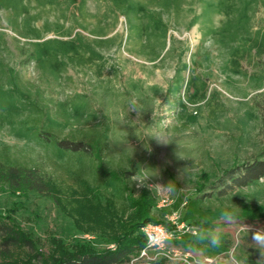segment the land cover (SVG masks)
I'll return each instance as SVG.
<instances>
[{
  "label": "rangeland",
  "instance_id": "374dc122",
  "mask_svg": "<svg viewBox=\"0 0 264 264\" xmlns=\"http://www.w3.org/2000/svg\"><path fill=\"white\" fill-rule=\"evenodd\" d=\"M263 100L264 0H0V160L75 185L89 159L38 132L101 133L105 168L132 171L127 195L173 236L147 247L142 225L145 246L126 264H264V176L207 196L263 150ZM101 187L122 218L98 216L94 231L35 192L1 188L0 215L48 262L110 249L137 215L115 183Z\"/></svg>",
  "mask_w": 264,
  "mask_h": 264
},
{
  "label": "trees",
  "instance_id": "16d2710c",
  "mask_svg": "<svg viewBox=\"0 0 264 264\" xmlns=\"http://www.w3.org/2000/svg\"><path fill=\"white\" fill-rule=\"evenodd\" d=\"M260 132L264 137V100L258 105ZM41 140L52 143L67 154H82L89 159L90 168L86 176L75 175V185L58 180L38 165L11 160L4 155L0 160V189L12 192H35L49 198L66 215L75 222L87 219L88 230H93V221L100 216L113 220L122 218L117 215L114 197L103 191L104 180L115 183L127 205L136 211L135 220H126L127 226L113 240L114 247L102 251L82 250L66 251L52 264H126L130 256L145 246L143 235L136 236L139 228L155 219L150 215V203L144 197L132 199L128 182L132 171H116L104 166L106 156L105 137L98 133L85 139H58L51 133L39 131ZM264 176V148L257 158L228 169L208 188V195L223 196L235 188L243 187ZM97 192L100 194L98 195ZM125 193V195H124ZM103 200V201H102ZM98 210V211H97ZM98 212H103L101 215ZM99 216V217H98ZM96 218V219H95ZM121 220V219H120ZM82 224V223H81ZM35 242L11 218L0 215V264H49Z\"/></svg>",
  "mask_w": 264,
  "mask_h": 264
},
{
  "label": "built area",
  "instance_id": "2783aa9c",
  "mask_svg": "<svg viewBox=\"0 0 264 264\" xmlns=\"http://www.w3.org/2000/svg\"><path fill=\"white\" fill-rule=\"evenodd\" d=\"M167 201L163 198L160 199V204H166ZM142 230L145 231L146 234V242L147 247L152 248H164L169 240L172 238V234L169 233L166 229L161 227V225H156L152 223L144 224ZM186 230L190 233L195 234L196 231L193 228H186ZM184 231V229H183Z\"/></svg>",
  "mask_w": 264,
  "mask_h": 264
},
{
  "label": "clouds",
  "instance_id": "9594fccd",
  "mask_svg": "<svg viewBox=\"0 0 264 264\" xmlns=\"http://www.w3.org/2000/svg\"><path fill=\"white\" fill-rule=\"evenodd\" d=\"M253 239H257L256 237H253Z\"/></svg>",
  "mask_w": 264,
  "mask_h": 264
}]
</instances>
